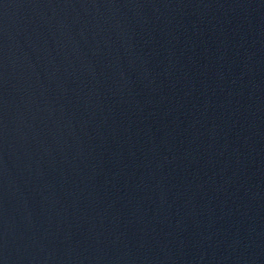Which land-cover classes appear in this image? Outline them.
<instances>
[{
	"label": "water",
	"instance_id": "water-1",
	"mask_svg": "<svg viewBox=\"0 0 264 264\" xmlns=\"http://www.w3.org/2000/svg\"><path fill=\"white\" fill-rule=\"evenodd\" d=\"M0 264H264V0H0Z\"/></svg>",
	"mask_w": 264,
	"mask_h": 264
}]
</instances>
